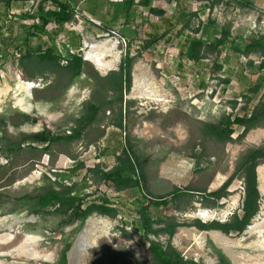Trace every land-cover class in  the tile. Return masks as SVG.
Listing matches in <instances>:
<instances>
[{"label":"rangeland","instance_id":"rangeland-1","mask_svg":"<svg viewBox=\"0 0 264 264\" xmlns=\"http://www.w3.org/2000/svg\"><path fill=\"white\" fill-rule=\"evenodd\" d=\"M154 1V5L159 6V0ZM196 1L193 5V0L183 1L186 10L197 14L191 27L175 29L169 40H158L150 49H145L151 42L145 26L155 22V16L136 14V20L141 21L144 17L145 24L139 23L132 31L134 39L127 40L135 61L132 88L125 94L128 102L126 129L112 125L119 108L115 102L112 107L105 106L96 127L86 132L81 141L55 144L53 152L47 154L49 157L40 153L31 160L28 153H21L19 149L14 154L0 157V264H69L68 255L90 220L104 234L95 247L81 256L80 264L151 263L149 242L139 227L140 192L119 193L114 186L96 182V174L90 172L94 169L111 171L117 162L116 153L129 143L144 163L147 193L155 197L167 195L177 187L214 191L218 188L214 185L223 186L235 175L229 196L218 203L196 193L190 207L152 208L154 220L175 217L182 223L195 220L227 223L240 212L245 197V179L237 171L250 151L264 148V122L244 139L239 137L244 129L236 127L230 142L207 135L202 124H220L229 116L250 117L256 107L264 104V57L258 53L239 55L224 47L219 53H210L207 63L211 68L201 75L199 71L195 72L194 63L181 58L180 51L189 38L214 41L221 36L222 29L228 27L238 45L245 48L264 33V0H244L254 1V7L246 9L237 0H226L211 14L201 8L203 0ZM37 3L33 15L39 6L45 11L50 9L44 0ZM167 3L164 6L174 12L178 1ZM74 18L60 33L50 27L48 34L30 35V27L39 21L24 17L25 23L19 21L9 30L19 47L10 49L15 59L8 60L9 76H0V121L6 122L7 126L2 135L9 136L13 128L9 127V114L27 112L16 104L21 98L27 107H31L27 113L37 121L34 126L39 135L23 143L15 138L14 142L29 150L32 146H48L54 136L70 134L74 120L81 116L88 102L115 101L113 95L107 94L100 78H109L111 73L120 71L129 48L120 37L99 27L96 22L84 20L79 23ZM106 39L118 42L121 58L115 69L104 74L87 60L86 53L88 41ZM53 46L62 58L81 54L87 62L84 73L72 79L69 74L62 75L55 66L42 65L36 58L27 62V72L21 67L19 62L27 50L38 53L39 48L46 50ZM62 61V66H67ZM141 63L146 67L142 85L148 84L150 88L134 91L136 69ZM218 65L223 67L221 71L217 69ZM45 70L47 73L43 74ZM40 79H44L46 85L34 89L31 97L26 93H20L19 97L15 95L20 82H38ZM202 81L206 88L199 91ZM257 87L261 90L256 94L253 90ZM103 130L113 136L112 142L101 138ZM169 159L175 162L164 168ZM82 164L84 168L79 169ZM216 180L219 183H215ZM51 190L71 191L83 208L109 198L119 215L111 218L97 212L85 221H76L72 211L55 216L53 213L58 208L55 202L45 207L35 199ZM261 195L260 213L245 233L234 232L228 236L220 232L232 243L230 249L223 247L216 238L214 233L219 231L201 232L194 227L179 228L173 245L187 260L196 264H235L230 255H246L252 259L249 264H264V250L247 248L257 241L250 229L264 221V194L261 192ZM204 210L213 216L205 220L200 216V211ZM10 235L13 240L8 241ZM151 239L155 240V237L151 236ZM160 240L166 244L168 237L162 235ZM201 241L204 242L201 244Z\"/></svg>","mask_w":264,"mask_h":264},{"label":"trees","instance_id":"trees-1","mask_svg":"<svg viewBox=\"0 0 264 264\" xmlns=\"http://www.w3.org/2000/svg\"><path fill=\"white\" fill-rule=\"evenodd\" d=\"M2 0H0L1 3ZM50 2L56 9L49 11L43 10L42 7L38 12L29 16L31 19H39V24H34L30 27V35L33 34H48L49 28H55L58 33L64 31L67 24L72 23L75 20V11L68 2L62 0H44ZM225 0H215L212 5V10L224 2ZM240 6L244 8L254 7L252 2H246L244 0H237ZM135 3V0H129L128 8L130 9ZM195 11V10H193ZM152 13L163 16L165 13L158 10H151ZM191 19L197 14L191 13ZM189 22L186 28L190 27ZM6 33L4 26H0V40L3 39ZM10 44V43H9ZM154 45L150 42L146 45L145 49H150ZM229 47L232 51L239 55L248 56L253 53H258L264 57V33L260 34L257 38L247 44L245 48L238 45L236 39L232 36L231 28H224L221 33V37L215 44L206 45L200 41H191L189 44L185 57L193 62L199 64L205 57L203 51L207 49L211 53H217L221 48ZM129 50L125 56V59L121 65L119 72H113L109 78H100V81L105 85L107 94L114 96L115 101H105L99 103L98 101H90L86 105V109L79 118L73 122V130L67 136L57 135L54 136L49 145L44 148H32L39 151L42 154H51L55 144H72L76 141H81L86 132L94 125L98 124V118L105 108V106H113L117 102L118 115L114 120V126L120 129H126L125 119L127 118V106L125 94L132 88V70L135 58L131 56L130 45ZM37 59L42 65L55 66L60 69L61 74H69L72 79L81 76L84 73L87 62L84 60L81 54L69 55L67 57L68 65L62 66V56L57 54L56 47L53 46L46 50L42 48L38 49V53H33L31 50H27L26 56L20 60L21 67L26 71L27 62H32ZM15 59L14 52L12 53L9 48L5 49L0 46V76L2 78L8 77L9 74L6 70L8 60ZM264 68V60L262 62ZM222 66L218 65L217 69L222 70ZM27 72V71H26ZM43 74L47 73L46 70L42 71ZM103 87V88H104ZM260 87L253 90L254 93H259ZM112 96V97H113ZM48 102V101H47ZM26 121H31L30 118H26ZM264 122V104L256 107L250 117H226L220 124H202L203 131L211 137H215L221 142L232 141V135L236 132V127L244 129L239 136L240 139H244L253 129H256ZM103 136V134L101 135ZM22 150L21 144L10 143L7 148L8 154H14L17 150ZM117 166L109 172L102 171L100 169L90 170L95 173L94 179L102 183L114 186L119 193L124 192H140L141 198L138 205L139 214V227L142 230L144 236L149 242V252L152 256V261L149 264H196L194 261L187 260L183 254L173 245L172 241L175 238L178 229L184 227H194L201 232L219 231L225 235L230 236L232 233H239L240 235L245 233L253 220L259 215L261 209L262 195L259 189V179L257 168L264 162V148H255L250 151L245 158L244 162L238 168L237 173L244 175L245 179V197L242 207V215L235 214L230 222L223 223L220 221H212L205 223L202 220H195L193 223H182L177 218L171 217L167 219L154 220L151 216L152 208H165L168 209L171 205L181 209L183 207H190L195 198L196 193L204 196L206 200L214 201L218 203L222 199L229 196V189L235 181V175L232 176L222 187L213 192L197 191L191 187L187 188H175V190L167 195L155 197L147 193L146 183L147 176L144 171L142 158L136 154L132 145L129 143L124 147L121 156L117 159ZM84 168L82 164L79 169ZM43 206L48 207L55 202L58 208L53 215L64 216L69 212H73L76 221H85L91 217L94 213H101L104 216L111 218H117L119 212L113 202L106 198L102 203H94L85 208L78 203V197L73 196L71 191L58 192L51 190L49 193L36 197ZM204 198H202L203 200ZM181 206V207H180ZM158 225V226H157ZM162 235L168 237L166 244L160 240ZM151 236L155 237V240L151 239ZM66 260V256H64ZM229 264V263H228Z\"/></svg>","mask_w":264,"mask_h":264},{"label":"crops","instance_id":"crops-1","mask_svg":"<svg viewBox=\"0 0 264 264\" xmlns=\"http://www.w3.org/2000/svg\"><path fill=\"white\" fill-rule=\"evenodd\" d=\"M62 1L68 2V0H62ZM167 1H173V2L178 1L177 5L175 4L176 8H175L174 12H169L168 8L164 6L167 3ZM167 1L166 0H159V2H158L159 6H155L154 0H135L134 5L129 9L128 8L129 0H69L70 4L72 5V7L75 11V17L76 16L78 17L77 19H78L79 23H83L84 20H91L94 23L96 22L99 27H101V28H103L109 32H115L118 37L127 39L129 42H131L134 39L132 31H134L136 29L137 25H139V23L142 25L145 24L144 17H142L143 19L141 21L136 20V18H137L136 14L139 12L143 16L146 14H147V16H155L156 21L155 22L152 21L150 25L146 24V26H145V28L147 29V32H148L149 39L154 44L158 40H169V37L172 35V33L174 32L175 29H179L180 27H183L184 30L188 29L189 27L186 28L187 24L189 22H191L190 23V27H191V25L194 21V18L191 19V15H190L192 13L191 10L188 11L185 9V6H183L184 0H182V1L181 0H167ZM191 1L192 0H190V2ZM214 1L215 0H212V3L210 0L201 1L200 2V3H202V4H200L201 8L203 10H205V12L208 11L210 14L213 13V11L216 9V7H215L212 10V5H213ZM37 2H38V0H37ZM37 2L35 0H2L1 1V3H0V26H4V28L6 29V33L3 37V39L0 40V46L2 48L8 49L10 46V49H12V48L18 49L19 44L16 42L15 43L13 42V38H11L12 35L10 36L9 30H12L13 24H16L19 21L25 23L27 21V19H23V17L31 19L29 16L33 15L34 9L37 7L36 4H38ZM194 2H197V1L193 0L192 5L194 4ZM224 2L220 5H223ZM251 2L254 3V1H251ZM48 3L50 6L49 10H51V9L55 10L56 9V7H54L50 2H48ZM1 5H2V7H1ZM220 5H217V6H220ZM40 7L43 8V6H39L38 8L40 9ZM151 10H158V11L164 12L165 14L163 16H160L159 14L152 13ZM196 11H198V8L196 9ZM37 21H39V19H37ZM39 22L36 24H39ZM208 23H210V22H208ZM209 26L210 25H208V27ZM220 37H218V39ZM233 38H235V37L233 36ZM195 40L203 42L206 45L215 44L217 42V40H214V41L213 40H209V41L206 40L205 41V39H202L201 37H199L197 39L196 38H189L187 40V42H185L182 50L180 51V56L184 61L188 60L185 57V54H186V51H187L189 44L191 43V41H195ZM19 50H20V48H19ZM221 50H222V48L220 49V51ZM220 51H218L217 53H219ZM210 53L211 52L208 51L207 49H205L203 51V55L205 58L199 64H194V65H196V71H195L196 73H198V71H199L201 73V75H204L207 71H209L211 66L207 63V60L209 59L208 57H210ZM188 61L191 62L190 60H188ZM205 88H206V84L204 81H202L201 84H199V91H204ZM33 90L34 89L28 88V90L22 91L21 93H26L29 97H31ZM134 91H135V81H134ZM16 104L18 106H20L21 108H23L27 112L31 111V107H27L22 102L21 98H19L17 100ZM27 112H24V113L23 112H21V113L13 112V113L9 114V117H8V119L10 121L9 127H11V128L13 127L14 129L13 128L12 129L16 130V131H13L10 128L11 130L9 131V136L4 137L2 135L4 129L7 126H6V122L0 121V151H1V149L3 150L2 152H0V157H3L4 156L3 154L9 156L7 148L9 147L10 143H15L14 142L15 138H17L18 142L23 143V141L30 139V138H34V137L39 135L37 132V128L35 127L37 121H35V118H33L32 114H29ZM26 118H30L31 121L30 122L26 121ZM93 127H96V125H94ZM92 128H90L87 132L92 130ZM102 134H103V136H101ZM101 135H100L101 138H106V139H108V141L112 142L113 136L111 134L110 135L106 134V132L103 130ZM30 146H32V145H30ZM32 147L33 148H40V149L42 148V147H35V146H32ZM123 149L124 148L120 149L116 153V155L118 157L121 156ZM21 153H28L29 156H31V160H33L34 157L36 158V156H38L40 154L39 151H36L34 149L29 150L28 148H25V147H23ZM46 157H49V156L46 154ZM118 157L116 158V161H118L117 160ZM174 162H175L174 159H172V160L169 159L164 164V168H167L169 165H171ZM117 163L118 162H116L115 167L117 166ZM114 168H111V170ZM258 177H259V172H258ZM32 179L33 178L29 179L28 181H31ZM215 183H219V182H217V180H216ZM217 185L218 186H215V185L213 186V187H218L215 190L219 189L222 186V184L221 185L217 184ZM179 188H181V187H179ZM259 189L261 190V182H260V188ZM208 191L213 192L210 190H208ZM241 211H242V208H241L240 212H238L239 215H241ZM200 212H208V211L204 210V211H200ZM208 213H210V212H208Z\"/></svg>","mask_w":264,"mask_h":264},{"label":"bare ground","instance_id":"bare-ground-1","mask_svg":"<svg viewBox=\"0 0 264 264\" xmlns=\"http://www.w3.org/2000/svg\"><path fill=\"white\" fill-rule=\"evenodd\" d=\"M117 46H118V42H113V40L111 39H106L104 41H88L87 42L88 51L86 53L87 59L90 62H92L102 73L105 74L108 71L115 69L116 65L120 61L121 57H120V53L118 52ZM136 71L137 72L135 75V90L136 91L140 90V88L143 90L144 87L150 88V85L148 84L142 85L144 74H146V67L143 65V63L138 65ZM28 88L33 89V86L30 84L21 82L17 86V89H15V92H16L15 95H18L19 97L20 93L22 91L28 90ZM258 172H259V179L261 182V191L264 194V166H261L258 169ZM263 210H264V206H263ZM200 216L206 220L213 215L212 213L210 214L208 212H200ZM94 226L95 225L92 220L87 222V225L84 231L80 234V236L76 240V243L73 246V249L70 251L68 255L69 264H80L81 256H83L84 253L89 252L90 249L95 247L97 243L99 242V240L102 238L104 232L101 230H98ZM250 230H251L250 233L252 234V237L256 236L257 241L252 242L250 245L247 246V248L253 249L256 251H263L264 250V221L260 225L252 227ZM214 234L217 236L216 238L218 239L220 244L223 245V247H225L226 249H230L231 244H232L230 241H228L219 232H215ZM197 238L200 239L199 237ZM9 240H13V237L12 236L9 237L8 241ZM203 242L204 241H201L200 243L202 244ZM230 257L232 258L235 264H249L252 260L250 259V257H247L246 255L244 256L230 255Z\"/></svg>","mask_w":264,"mask_h":264},{"label":"built area","instance_id":"built-area-1","mask_svg":"<svg viewBox=\"0 0 264 264\" xmlns=\"http://www.w3.org/2000/svg\"><path fill=\"white\" fill-rule=\"evenodd\" d=\"M76 18H78V17L76 16ZM112 34L117 35L115 32H112ZM121 39H122L123 43L125 44V46L128 47L129 46V44H128L129 42L127 41V39H124V38H121ZM62 60H63L62 62H63L64 65H68L67 57L63 58ZM27 84L32 85L33 89H36V88H40V87H45L46 82H45L44 79H40L38 82H35V81L34 82H28Z\"/></svg>","mask_w":264,"mask_h":264}]
</instances>
